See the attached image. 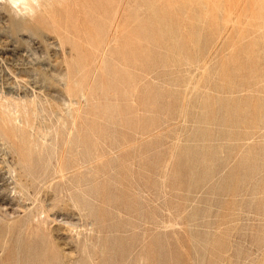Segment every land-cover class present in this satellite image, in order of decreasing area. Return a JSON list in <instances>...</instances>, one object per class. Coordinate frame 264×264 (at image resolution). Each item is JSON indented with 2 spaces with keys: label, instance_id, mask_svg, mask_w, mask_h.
<instances>
[{
  "label": "rangeland",
  "instance_id": "374dc122",
  "mask_svg": "<svg viewBox=\"0 0 264 264\" xmlns=\"http://www.w3.org/2000/svg\"><path fill=\"white\" fill-rule=\"evenodd\" d=\"M32 1L0 0V264H264V0Z\"/></svg>",
  "mask_w": 264,
  "mask_h": 264
},
{
  "label": "bare ground",
  "instance_id": "6f19581e",
  "mask_svg": "<svg viewBox=\"0 0 264 264\" xmlns=\"http://www.w3.org/2000/svg\"><path fill=\"white\" fill-rule=\"evenodd\" d=\"M9 1H10V3H12V4L16 5V6L17 5H21V6H29L30 7L31 6L30 4H31L32 0H9ZM37 2H38L37 3L38 8H40V10H41L43 7L47 8V6H50L52 4L53 0H38ZM46 8H44L43 13H48L49 12L48 9H46Z\"/></svg>",
  "mask_w": 264,
  "mask_h": 264
}]
</instances>
